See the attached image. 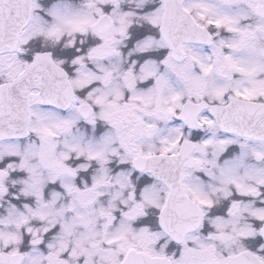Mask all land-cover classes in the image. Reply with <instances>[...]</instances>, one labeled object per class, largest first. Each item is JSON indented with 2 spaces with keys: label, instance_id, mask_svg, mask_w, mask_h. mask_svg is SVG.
Instances as JSON below:
<instances>
[{
  "label": "snow or ice",
  "instance_id": "6c2138e0",
  "mask_svg": "<svg viewBox=\"0 0 264 264\" xmlns=\"http://www.w3.org/2000/svg\"><path fill=\"white\" fill-rule=\"evenodd\" d=\"M0 264H264V0H0Z\"/></svg>",
  "mask_w": 264,
  "mask_h": 264
}]
</instances>
